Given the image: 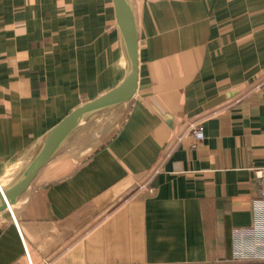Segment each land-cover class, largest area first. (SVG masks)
Wrapping results in <instances>:
<instances>
[{
  "label": "crops",
  "instance_id": "crops-1",
  "mask_svg": "<svg viewBox=\"0 0 264 264\" xmlns=\"http://www.w3.org/2000/svg\"><path fill=\"white\" fill-rule=\"evenodd\" d=\"M130 3L135 92L80 124L0 210V264L264 254V0ZM126 66L112 0H0V186Z\"/></svg>",
  "mask_w": 264,
  "mask_h": 264
},
{
  "label": "water",
  "instance_id": "water-1",
  "mask_svg": "<svg viewBox=\"0 0 264 264\" xmlns=\"http://www.w3.org/2000/svg\"><path fill=\"white\" fill-rule=\"evenodd\" d=\"M126 58L123 79L102 95L85 101L70 111L38 143L18 174L0 188V210L15 203L29 187L38 170L55 154L63 141L84 121L99 111L130 99L138 77L137 29L130 0H112Z\"/></svg>",
  "mask_w": 264,
  "mask_h": 264
},
{
  "label": "built area",
  "instance_id": "built-area-1",
  "mask_svg": "<svg viewBox=\"0 0 264 264\" xmlns=\"http://www.w3.org/2000/svg\"><path fill=\"white\" fill-rule=\"evenodd\" d=\"M193 134L197 141H201L204 137L203 131L200 128L194 129ZM255 185L256 196L264 198V171L262 169L255 170ZM246 260V264H264V254L257 253L251 257H247Z\"/></svg>",
  "mask_w": 264,
  "mask_h": 264
},
{
  "label": "bare ground",
  "instance_id": "bare-ground-1",
  "mask_svg": "<svg viewBox=\"0 0 264 264\" xmlns=\"http://www.w3.org/2000/svg\"><path fill=\"white\" fill-rule=\"evenodd\" d=\"M0 188H2V187L0 186ZM7 210L11 211V208H10V206L7 208Z\"/></svg>",
  "mask_w": 264,
  "mask_h": 264
}]
</instances>
